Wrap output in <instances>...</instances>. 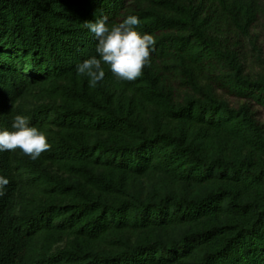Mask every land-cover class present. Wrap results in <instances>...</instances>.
<instances>
[{
    "label": "trees",
    "instance_id": "16d2710c",
    "mask_svg": "<svg viewBox=\"0 0 264 264\" xmlns=\"http://www.w3.org/2000/svg\"><path fill=\"white\" fill-rule=\"evenodd\" d=\"M260 0H0V131L16 115L50 151H0V264H264ZM136 16L150 65L95 89L86 22ZM224 96L241 103L232 106Z\"/></svg>",
    "mask_w": 264,
    "mask_h": 264
},
{
    "label": "clouds",
    "instance_id": "9594fccd",
    "mask_svg": "<svg viewBox=\"0 0 264 264\" xmlns=\"http://www.w3.org/2000/svg\"><path fill=\"white\" fill-rule=\"evenodd\" d=\"M140 23L139 18L132 15L111 26L107 16L84 23V27L94 34L97 41L96 55L77 65V76L87 77L91 89H95L104 79L103 65L109 67L118 82H134L141 77L145 66L150 65L156 40L151 34L141 36L136 31ZM11 127L14 131H0V151L19 149L36 160L42 153L51 150L52 145L46 135L36 127H30L26 116L16 115ZM8 183V179L0 176V195H3Z\"/></svg>",
    "mask_w": 264,
    "mask_h": 264
},
{
    "label": "rangeland",
    "instance_id": "374dc122",
    "mask_svg": "<svg viewBox=\"0 0 264 264\" xmlns=\"http://www.w3.org/2000/svg\"><path fill=\"white\" fill-rule=\"evenodd\" d=\"M262 4V13L259 16V20L256 23V26L253 28L252 33L256 35V49H253L251 45L246 44V64L247 67L251 70L258 69L260 62L258 61L257 56H260L261 60H264V0H260ZM225 99L232 106H237L241 102L233 97L224 96ZM253 111L255 112L256 119L264 127V109L253 105Z\"/></svg>",
    "mask_w": 264,
    "mask_h": 264
}]
</instances>
